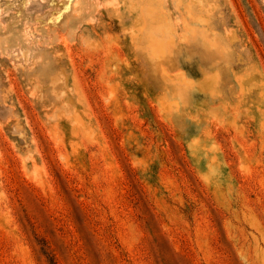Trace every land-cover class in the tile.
<instances>
[{"label":"rangeland","instance_id":"obj_1","mask_svg":"<svg viewBox=\"0 0 264 264\" xmlns=\"http://www.w3.org/2000/svg\"><path fill=\"white\" fill-rule=\"evenodd\" d=\"M0 264H264V0H0Z\"/></svg>","mask_w":264,"mask_h":264}]
</instances>
